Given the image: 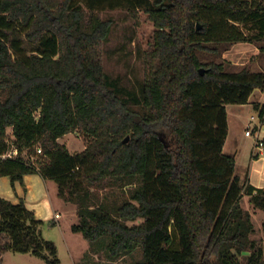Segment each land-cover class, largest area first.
<instances>
[{
  "label": "trees",
  "instance_id": "trees-1",
  "mask_svg": "<svg viewBox=\"0 0 264 264\" xmlns=\"http://www.w3.org/2000/svg\"><path fill=\"white\" fill-rule=\"evenodd\" d=\"M115 9H143L155 26L139 92L104 68L111 22L100 13ZM248 22L264 33L263 0H0V177L54 181L59 197L77 205L72 231L92 242L108 236L113 257L140 247V264H264L240 204L246 192L264 209V187L236 175L235 156L223 150L227 105L264 91V73L228 72L197 55L214 51L208 43L249 41L241 28ZM255 108L264 123V104ZM74 131L91 139L75 154L58 141ZM37 145L41 165L21 155ZM13 149L17 156L4 157ZM105 182L138 184L111 206L91 190ZM44 223L23 198L0 196V256L59 264Z\"/></svg>",
  "mask_w": 264,
  "mask_h": 264
},
{
  "label": "rangeland",
  "instance_id": "rangeland-1",
  "mask_svg": "<svg viewBox=\"0 0 264 264\" xmlns=\"http://www.w3.org/2000/svg\"><path fill=\"white\" fill-rule=\"evenodd\" d=\"M100 15L104 20L111 22L109 37L102 47L106 72L112 79H117L122 86L139 92L148 73L150 61L153 60L154 23L143 9L103 10ZM241 28L249 37V41L208 43L207 46L214 51L198 50L199 59L203 63L212 61L221 63L228 72L248 70L251 73H264V33H261L257 24L253 22L241 24ZM27 46L31 47L29 44ZM256 90L257 92L252 96L254 106L264 104V91ZM234 106L236 105L232 104L230 108ZM244 113L248 119L253 115V124H258L259 111L257 109L246 107ZM7 134L8 138L13 140L12 128L7 129ZM90 140V137L82 131L70 132L58 139L59 143L65 145L73 154L83 151ZM37 147L39 148V145ZM37 153L39 152L26 150L21 155L31 159L37 165L44 164L46 159L42 154ZM49 181L53 197L60 198L67 209L60 223L51 225L49 221H46L42 226L43 236L54 241L57 246L59 264H140L142 262L143 251L140 247L129 253L113 257L104 244L105 240L109 241L108 236L92 242L81 233L73 232L72 225L81 222L77 205L59 197L57 184L54 185L51 180ZM137 184L138 182H135L124 186L119 183L105 182L104 188L92 187L91 190L100 198V201L112 206L126 200ZM240 204L244 211L251 214L255 226L252 238L256 239L264 249V209L254 206L250 195L246 192L242 195ZM141 221L142 219H138L127 223L133 225ZM0 258L2 264H46L43 258L31 253L7 251L1 254Z\"/></svg>",
  "mask_w": 264,
  "mask_h": 264
},
{
  "label": "crops",
  "instance_id": "crops-1",
  "mask_svg": "<svg viewBox=\"0 0 264 264\" xmlns=\"http://www.w3.org/2000/svg\"><path fill=\"white\" fill-rule=\"evenodd\" d=\"M256 92L257 90L253 94ZM252 96L246 104H235L236 106L232 108H230L232 104L227 105L228 136L223 150L226 154L235 156L236 175L244 178L248 173L249 183L256 188H262L264 187V155H261L260 149L256 147V138L245 134L249 128L257 127L259 136L264 138V123L259 119L258 124H253L254 116L248 119L244 113L246 107L256 109ZM259 106L261 107L262 104ZM49 182L40 174H28L24 176L23 183L17 181L12 185L10 178L3 176L0 177V196L13 203H18L23 198L27 208L35 213L37 219L60 223L67 209L60 198L53 197Z\"/></svg>",
  "mask_w": 264,
  "mask_h": 264
},
{
  "label": "built area",
  "instance_id": "built-area-1",
  "mask_svg": "<svg viewBox=\"0 0 264 264\" xmlns=\"http://www.w3.org/2000/svg\"><path fill=\"white\" fill-rule=\"evenodd\" d=\"M245 134L247 136H254L256 138V147H258L260 149V153L261 155H264V142H263V138H261L259 136V133H258V128L256 127H253V128H249ZM37 151L39 153H41V148H38ZM18 155V151L17 150H11L9 151L8 153H6L4 155V157H14V156H17ZM58 216V215H57Z\"/></svg>",
  "mask_w": 264,
  "mask_h": 264
},
{
  "label": "water",
  "instance_id": "water-1",
  "mask_svg": "<svg viewBox=\"0 0 264 264\" xmlns=\"http://www.w3.org/2000/svg\"><path fill=\"white\" fill-rule=\"evenodd\" d=\"M197 28H198V29L200 28V24H197ZM200 72L203 74V73H204V69L201 68V69H200ZM128 140H129V136L126 137L125 142H127Z\"/></svg>",
  "mask_w": 264,
  "mask_h": 264
}]
</instances>
